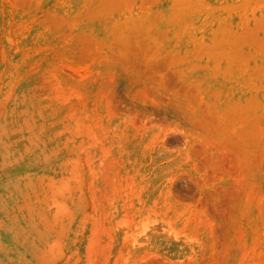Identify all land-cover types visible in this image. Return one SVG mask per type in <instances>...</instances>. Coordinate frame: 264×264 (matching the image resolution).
Masks as SVG:
<instances>
[{
  "label": "rangeland",
  "instance_id": "374dc122",
  "mask_svg": "<svg viewBox=\"0 0 264 264\" xmlns=\"http://www.w3.org/2000/svg\"><path fill=\"white\" fill-rule=\"evenodd\" d=\"M0 264H264V0H0Z\"/></svg>",
  "mask_w": 264,
  "mask_h": 264
}]
</instances>
